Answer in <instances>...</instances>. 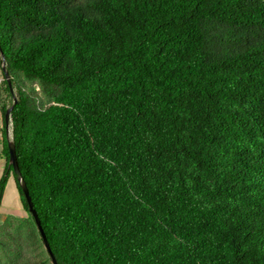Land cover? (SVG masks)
<instances>
[{
  "label": "trees",
  "instance_id": "obj_1",
  "mask_svg": "<svg viewBox=\"0 0 264 264\" xmlns=\"http://www.w3.org/2000/svg\"><path fill=\"white\" fill-rule=\"evenodd\" d=\"M0 65V249L12 142L57 264H264V0H0Z\"/></svg>",
  "mask_w": 264,
  "mask_h": 264
},
{
  "label": "rangeland",
  "instance_id": "obj_2",
  "mask_svg": "<svg viewBox=\"0 0 264 264\" xmlns=\"http://www.w3.org/2000/svg\"><path fill=\"white\" fill-rule=\"evenodd\" d=\"M1 72L0 75L2 76ZM28 219L29 215L24 211L21 205L17 186L11 178L5 189L0 207V240L11 242L8 235L15 234L16 227L21 224V221L23 222ZM28 230L29 228L27 224L24 223L23 227L21 228L22 233H27ZM23 241V238H21V242ZM12 246L14 247L13 242H11V247ZM9 258L14 259L16 261H14L16 264H20V262L16 260L12 254L6 252L3 249H0V264H11L12 262L9 260Z\"/></svg>",
  "mask_w": 264,
  "mask_h": 264
},
{
  "label": "water",
  "instance_id": "obj_3",
  "mask_svg": "<svg viewBox=\"0 0 264 264\" xmlns=\"http://www.w3.org/2000/svg\"><path fill=\"white\" fill-rule=\"evenodd\" d=\"M3 69H4L5 77L8 80V83L10 85L11 84V82H10V76H9L8 72L5 70V67L4 66H3ZM11 110H12V108L8 109L7 112H6V114H5V121H6L7 126L9 125V122H10V113H11ZM9 151H10V163L12 164V166L14 168L15 174L18 176V181L20 182V188H21V190H22V192H23V194H24V196H25V198L27 200L29 211H30V213L32 214V216L35 219L36 226H37V228H38V230H39V232H40V234L42 236V239H43V242H44V246H45L46 250L48 251V253L51 256L52 263L53 264H57V262L55 260V257L52 254V251L50 249V246H49V243H48L47 238L45 236V233H44V231L42 229L41 222L39 220V217L37 215V212H36V210L33 207V203H32V200L30 198V195H29V191H28L26 182L22 178V175H21V172H20L18 163H17L15 147H14V145H13L12 142L9 143Z\"/></svg>",
  "mask_w": 264,
  "mask_h": 264
},
{
  "label": "crops",
  "instance_id": "obj_4",
  "mask_svg": "<svg viewBox=\"0 0 264 264\" xmlns=\"http://www.w3.org/2000/svg\"><path fill=\"white\" fill-rule=\"evenodd\" d=\"M0 70L2 71V72L1 71L0 72L3 73L2 65H0ZM1 85H2V76L0 75V179L3 176V174H4V170H5L6 164H7L6 157L2 153V144H3V140H4L3 129L5 127V118H4V115H3L2 108L5 106V103H6L7 100H6V96H5L4 92H3V89H2ZM7 134H8V137L11 138L10 130L7 131ZM11 178L13 179V181L15 183V180H14V178L12 176L9 177V180ZM9 180H8V182H9ZM15 185H16V183H15Z\"/></svg>",
  "mask_w": 264,
  "mask_h": 264
}]
</instances>
